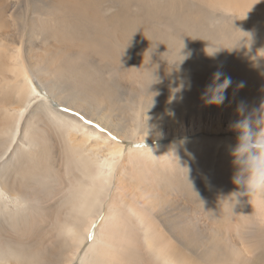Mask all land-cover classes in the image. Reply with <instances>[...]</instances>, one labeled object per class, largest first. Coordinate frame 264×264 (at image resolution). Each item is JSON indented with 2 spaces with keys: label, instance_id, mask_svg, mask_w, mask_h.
<instances>
[{
  "label": "rangeland",
  "instance_id": "obj_1",
  "mask_svg": "<svg viewBox=\"0 0 264 264\" xmlns=\"http://www.w3.org/2000/svg\"><path fill=\"white\" fill-rule=\"evenodd\" d=\"M15 1L17 6L12 3L14 0H0V28L5 26L4 30L11 33V37L0 42V55L8 52L9 48L10 51L14 49L12 40L21 41L19 36L24 42L23 51L31 45L29 56L35 63L57 56L65 62L74 59L78 54L76 51L90 50L92 60L115 65L114 68L101 71L104 78H114L113 86L120 91L117 93L120 94L119 103L111 108V119L123 124L124 121L133 119L132 113L140 111L141 114L142 126L138 129L136 138L128 140L116 135L117 139L114 142L126 149L125 156L130 152L128 148L155 151L163 146H171L170 150L153 153L148 158L143 155L135 159L122 158L120 170L112 179L110 197L107 198L102 213L97 218L98 222L96 220L91 228L92 234L96 235L91 237L89 234L85 241L87 245L79 251V255L83 257L86 254L87 257L89 255L88 258L96 259L102 250V244L105 245L110 239L115 242L117 237L111 238L112 230L123 219L124 226L128 224L125 234L129 232L135 234V244L141 248L139 251L141 257L136 258L131 264H150L138 221H135V217L129 212V207H132L146 223L150 222L153 225V230L156 227L160 228V233L170 236L173 244L177 248L178 245L181 247L184 257L192 258L194 264H264V260L259 258L264 248L257 250L260 246L256 247L258 235L264 234V195L242 196L237 204L235 197H231L232 193L243 191L233 183L236 169L230 152V146L235 145L236 133L229 125L239 117L200 114V110L192 106H183L185 97L203 93L205 85L211 82L213 73L218 70L233 81L225 94L226 100L235 102L231 107L237 108L240 101L250 102L249 106H259L261 100H264V24L260 23L264 14L251 13L243 2L237 6L239 1L234 0L232 4L241 9L242 13L236 8L227 12L222 11L219 6L203 5L204 1L209 3L211 0H175L176 3L170 0H121L123 4L129 1L128 11L136 21L143 24L147 22L149 31L151 25L172 39L171 44L156 40L148 48L137 51L135 59L130 61L110 47L137 43V38L132 39L123 32L125 28L132 32L133 26L123 27L120 22H114L111 30L101 34L97 46L93 45L96 47L94 48L84 41L73 40L72 34H75L73 26L67 25L69 21H74L70 16H76L78 11L87 15L94 13L85 10L82 0ZM104 1L106 5L116 7L113 16L121 10L116 1L102 2ZM193 1L200 9V14H205V9L216 20L227 16L221 19L220 26H214L215 32L220 31L218 39L222 38L220 41L224 42L207 44L205 39L191 31L189 25L178 21L179 15L187 11ZM263 1L259 0L261 5ZM97 2L99 3V0ZM90 6L96 7L94 2ZM154 7H158L160 13L157 19L148 14L149 9ZM106 16L110 17L111 14ZM28 19L30 34L29 31H24ZM200 19L205 27L201 28L195 24L196 33L200 31L199 28L206 30L209 27L204 17L200 15ZM159 22L165 26L160 27ZM168 28L170 29L166 30ZM220 28L222 30L231 28L232 31L237 28L235 32L239 31L236 34L232 33V39H226L222 36L224 31L222 32ZM33 34L35 35L32 40L29 37ZM166 39L170 40L167 37ZM235 41L248 44L250 52L237 49L234 46ZM233 47L236 49H232ZM229 56L234 58H228ZM256 57L263 58V62H256ZM2 58L0 57V62ZM124 62H127L129 67ZM239 63L242 65L239 66ZM0 75L5 76L2 73ZM240 82L244 83V87L237 90L236 85ZM157 95L162 97L159 100L161 99L163 107L166 100L176 99L179 105L172 117L182 119L175 127L170 125L163 127V135L167 136L142 140L146 101L156 98ZM53 104L58 108V102ZM108 106L101 114H106ZM146 112L145 116L152 118L153 109L149 108ZM171 120L174 121L173 118ZM94 123L96 122L93 121ZM100 132L105 134L107 131L100 126ZM207 139L215 143L217 140L229 143L215 150L216 147L212 149L215 143L210 147L206 146ZM86 151V154H89L90 150ZM49 154L54 160L51 170L57 179L55 183L49 184L52 186L51 196L45 193L40 200L44 217L53 216V206L60 198L61 188L65 186L61 185L60 179L62 181L67 179L66 163L60 156V145L57 141H51ZM39 175L46 178V169L42 168ZM13 177L19 178V175L14 174ZM4 199L8 201L5 204L9 205L10 210L16 211L14 202L11 203L6 197L2 201ZM29 211L32 209L27 212ZM108 218L111 219L107 220ZM4 235L8 237V234ZM188 238L194 244L188 243ZM94 243L95 246L89 249ZM185 244L187 247H182ZM198 245L200 249L196 248ZM33 247L37 250L50 251V256L56 257L50 264H62L59 253L63 247V239L48 228L46 223L41 225L35 234ZM171 250L170 247L169 252ZM210 251L212 261L207 263L203 256ZM79 262L74 261L71 264ZM69 263L70 261L67 264ZM107 264H110V260Z\"/></svg>",
  "mask_w": 264,
  "mask_h": 264
},
{
  "label": "bare ground",
  "instance_id": "obj_2",
  "mask_svg": "<svg viewBox=\"0 0 264 264\" xmlns=\"http://www.w3.org/2000/svg\"><path fill=\"white\" fill-rule=\"evenodd\" d=\"M82 1L85 10L94 13L87 15L78 11L76 16H70L74 21H69L67 25L73 26L75 33L72 34L73 40L97 46L101 34L111 30L114 22H120L123 27L133 26L132 32L128 28H125L123 32L132 39L137 38V43H131L130 46L122 44L110 47L122 53L130 61L135 59L137 51L148 48L156 40L167 44L172 42L170 36L163 35L162 30L150 25L151 32L148 30L147 22L143 24L141 21H136L127 9L129 1L123 4L121 0H114L121 6V10L115 16H113V11L116 7L106 5L105 1L102 2L103 0H99V3L97 0ZM211 1L209 3L204 1L203 5L219 6L222 11L236 8L239 13H242L237 6L243 2L251 13L264 14V1L261 5L259 0H234V2L239 1L235 7L234 3L232 4L233 0ZM93 2L96 7L90 6ZM170 2L176 3L175 0H170ZM12 3L14 6L18 5L15 0ZM191 3L190 8L179 15L178 21L189 25L191 31L205 39L207 44L214 45L224 42V40L220 41L222 38L218 39L220 31L215 32L214 26H220L221 19L227 16L216 20L205 9V14H200L196 2ZM162 7L164 10L163 5ZM248 11L245 12L249 14ZM107 14L111 16L108 17ZM148 14L156 19L160 17L158 7L149 9ZM200 15L204 17L209 27L206 30L199 28L200 31L196 33L195 24L201 28L205 27L203 21H200ZM261 18L263 20L261 19L260 23L264 24V16ZM28 23L29 19L25 22L24 31L27 30L30 34ZM158 25L162 28L165 26L161 22ZM4 28L5 26L0 28V42L11 37V33L5 31ZM231 28L227 30L225 28L226 31L220 28L222 32L224 31L222 35L224 38L232 39V33L236 34L239 31L235 32L237 28L232 31ZM34 35L28 37L33 40ZM19 39L21 40L19 42L12 40L14 49L10 51L9 48L8 52L0 55L3 57L0 62V73L5 74L4 77L0 75V192L2 193L0 197V264L52 263L56 257L52 258L50 251L37 250L33 247L35 234L45 223L63 239V247L59 253L62 264H67L69 261L71 264L79 260L81 264H107L108 260L110 264H115L113 261L124 264L133 263L136 258L141 257L139 253L141 248L135 244V234L130 232L125 234L128 224L124 226L123 219L111 233V238L117 237L116 243L111 239L107 240L105 245L102 244V250L97 254L96 259L88 258L89 255L87 257L86 254L82 257L79 251L87 245L85 241L89 234L91 237L94 235L91 228L102 213L107 198L110 197L112 179L114 174L120 170L122 158L135 159L140 155L148 158L153 153L170 150L171 146H163L155 151L128 148L130 152L125 156L126 149L114 142L117 139L116 135L133 140L142 122H140V111L132 113L133 119L124 121L123 124L111 119V108L119 103L120 94L117 93L120 91L113 86L114 78H104L101 71L114 68L115 65L92 60L90 50L76 51L78 54L74 59H68L65 62L57 56L35 63L29 56L31 45L23 51L24 42L20 36ZM234 46L250 52L249 45L246 43L235 41ZM235 47L232 49H236ZM228 58H234V56ZM255 60L258 63L263 62V58L260 57H256ZM124 63L129 67L127 62ZM201 95L202 93L185 97L183 106H192L200 110V114L212 113L217 117L226 114L238 117L236 107H231L235 102L225 100L222 106H207L202 101ZM159 98L162 97L157 95L156 98L146 101L143 118L145 129L142 132V140L167 136L163 135V127L165 125L175 127L182 119V117H172L179 105L176 99L168 101L164 97L166 102L163 107ZM53 102L59 103L58 108ZM107 106L106 114H101ZM149 108L154 111L152 118L145 116ZM93 121L96 123L93 124ZM100 126L107 131L105 134L100 132ZM51 141H57L60 145V156L67 167V179L65 181L60 179L61 185L65 184V186L61 188L60 198L53 206V216L44 217L40 200L45 193L51 196L52 186L49 184L55 183L57 179L51 170L54 162L49 154ZM206 141H208L206 144L208 147L215 143L211 139ZM227 143L217 140L212 149L216 147L215 150H217ZM86 149L90 150L89 154H86ZM42 168L46 169V178L39 175ZM14 174L19 175V178H14ZM4 197L10 199L11 203L14 202L16 211H11L9 205L5 204L8 201L5 199L2 201ZM30 209L32 211L27 212ZM129 212L135 217V221H138L150 264H194L192 258L184 257L181 247L178 245L177 248L170 236L160 233V228L156 227L153 230V225L150 222L146 223L132 207H129ZM4 234H8V237ZM188 243L194 244L189 238ZM257 246H260L257 250L264 248L263 233L258 235ZM170 247L172 250L169 252ZM182 247H187V245H182ZM196 248L201 247L198 245ZM260 254L259 258L264 260V249ZM203 258L210 263L212 252L206 253Z\"/></svg>",
  "mask_w": 264,
  "mask_h": 264
},
{
  "label": "clouds",
  "instance_id": "obj_3",
  "mask_svg": "<svg viewBox=\"0 0 264 264\" xmlns=\"http://www.w3.org/2000/svg\"><path fill=\"white\" fill-rule=\"evenodd\" d=\"M232 83L231 78L221 71L213 73L211 82L205 85L201 95L204 104L222 106ZM243 87V82L236 85L237 90ZM236 112L239 118L230 123L229 127L236 133L235 145L230 146L236 169L233 183L238 189H243L232 193L231 197H235L237 204L242 196L264 195V100H261L258 107L240 101Z\"/></svg>",
  "mask_w": 264,
  "mask_h": 264
},
{
  "label": "snow or ice",
  "instance_id": "obj_4",
  "mask_svg": "<svg viewBox=\"0 0 264 264\" xmlns=\"http://www.w3.org/2000/svg\"><path fill=\"white\" fill-rule=\"evenodd\" d=\"M65 111H67V109H65Z\"/></svg>",
  "mask_w": 264,
  "mask_h": 264
}]
</instances>
